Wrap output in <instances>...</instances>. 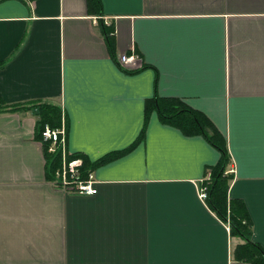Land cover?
Segmentation results:
<instances>
[{"label": "crops", "instance_id": "1", "mask_svg": "<svg viewBox=\"0 0 264 264\" xmlns=\"http://www.w3.org/2000/svg\"><path fill=\"white\" fill-rule=\"evenodd\" d=\"M0 96L58 106L66 151L92 162L144 130L81 194L46 177L35 107L0 112V264H250L229 207L198 196L220 151L156 110L145 124L153 98L220 133L227 200L264 253V0H0Z\"/></svg>", "mask_w": 264, "mask_h": 264}, {"label": "trees", "instance_id": "2", "mask_svg": "<svg viewBox=\"0 0 264 264\" xmlns=\"http://www.w3.org/2000/svg\"><path fill=\"white\" fill-rule=\"evenodd\" d=\"M98 5L100 0H89L90 5ZM35 107L36 123H35V138L43 144L44 157L46 161V177L53 180L55 172L62 164V152L60 144H56L53 152H48L50 142L42 140V132L46 126L51 129L61 127V112L60 108L54 104L34 103L29 106L19 104H7L0 96V112L17 111L21 108ZM145 124L151 111L156 110L161 121L179 127L185 134H203L207 136L212 145L220 151V159L217 164L210 166L206 170L209 172L208 197L209 205L222 217L227 215V207H229V221L231 225V233L240 236L244 242L236 246L234 257L237 260L248 261L250 264H264V253L261 247L249 241L250 226L248 223L246 208L242 202L227 200V191L232 174L229 171L230 157L227 151L226 142L223 140L220 133L215 130L211 122L199 111L191 109L180 100L172 98H153L145 103ZM209 130V133H208ZM144 134L141 135L129 147L110 152L101 158L90 161L85 155L76 152L68 153L66 151L65 160L67 162L75 158L82 159V164L78 168V176L81 179H86L95 167L111 161L128 150L132 149L139 142ZM205 174V175H206Z\"/></svg>", "mask_w": 264, "mask_h": 264}, {"label": "built area", "instance_id": "3", "mask_svg": "<svg viewBox=\"0 0 264 264\" xmlns=\"http://www.w3.org/2000/svg\"><path fill=\"white\" fill-rule=\"evenodd\" d=\"M130 58L126 55H121L119 57V63L127 65L130 63ZM42 140L50 142L48 147V152H53L55 150L56 144H60V149L62 152V164L59 169L55 172V177L53 182L56 185L75 193L81 194H94L96 189L94 188L93 175L90 173L86 179H81L78 176V168L82 164V159L75 158L72 161L67 162L65 160V130L64 126L61 125L58 129H51L48 126L42 132ZM209 180V172L201 180V186L199 187L198 196L201 201L206 202L208 197V184L206 181Z\"/></svg>", "mask_w": 264, "mask_h": 264}]
</instances>
